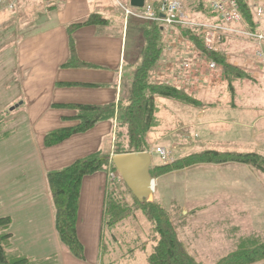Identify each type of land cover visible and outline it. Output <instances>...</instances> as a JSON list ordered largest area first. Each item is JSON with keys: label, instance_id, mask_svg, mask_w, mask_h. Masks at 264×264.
<instances>
[{"label": "crops", "instance_id": "0c3cea01", "mask_svg": "<svg viewBox=\"0 0 264 264\" xmlns=\"http://www.w3.org/2000/svg\"><path fill=\"white\" fill-rule=\"evenodd\" d=\"M37 7L39 13L36 17L35 34L22 35L17 47L15 46L16 49L9 46L5 48L7 53L11 51L14 57L16 56L17 72L22 77L18 85L14 83L16 86L4 77L0 80V217L11 218L9 227L11 246L29 258L40 260L53 257V264H103L100 238L103 230L105 174L97 173L85 177L82 181L77 219V237L84 248L82 258L65 250L58 240L46 181L47 172L62 169L83 158L80 154L84 149L79 150V148L75 149L72 157L69 154L67 160L52 154L67 143L83 139L84 134L59 145L45 147L43 144L45 135L55 129L39 131L40 147L37 143V170L34 176L32 170L26 169L27 162L24 153L20 154L19 144L10 145L3 139L9 129L2 122V114H7V108L11 106L23 107L25 104V114H40L54 109L52 111L70 117L74 115L73 111L57 110L56 106L102 105L117 103L119 99H124L129 87L130 73L140 59L143 47L142 30H137L135 32L137 39H133L128 44L129 31H131L129 28L134 27L135 24L132 23L130 26L120 9L108 4H100V0H37ZM92 14L102 15L106 24L82 26L74 30L71 35L75 42L77 58L93 67H64L69 58L67 27L84 22ZM10 38H15L11 32L5 37L7 43ZM170 39L171 41L165 44L163 55L158 62L154 81L173 84L185 91L186 88L188 90L190 88L194 90L192 94L198 100L208 102L210 94L214 92L213 88L218 86L217 83L214 84V80H209L205 63L199 64V52L188 47V44L176 35L171 36ZM187 57L191 60V68H189L191 75L188 76L180 73L184 70L180 62L188 60ZM260 79L264 80V77ZM231 88L232 86L229 89ZM233 95L232 91L231 96ZM169 101L172 100H158V107L161 108L159 114L157 113L158 122L150 128L148 134L150 144L154 145V148L166 150L176 148L186 152L187 148H199V152L232 151L230 148L245 150L246 146H251L256 137L264 135V127H260L256 133L251 132L264 123V114H219L223 110L205 108L192 110L171 104L172 102ZM74 124L73 121H65L56 129ZM96 132L105 134L104 153L111 152L113 123L106 122L93 128L87 137L95 135ZM184 140H190L193 145L187 147L182 144ZM262 146L263 143H257V148ZM42 149H44V160L41 155ZM151 165H155L152 155ZM230 165L235 164H203L199 165V172L210 173L223 166L232 167ZM160 186L156 184L155 193ZM202 191L199 186V192L194 191L192 197L201 198L204 196ZM162 192L164 190H161ZM190 194L191 191L182 197L188 199L191 197ZM99 200H102L100 231L98 227L94 230L93 224L96 217V202ZM189 214H194L195 219L198 220L199 206L184 208L181 213L183 217Z\"/></svg>", "mask_w": 264, "mask_h": 264}, {"label": "rangeland", "instance_id": "374dc122", "mask_svg": "<svg viewBox=\"0 0 264 264\" xmlns=\"http://www.w3.org/2000/svg\"><path fill=\"white\" fill-rule=\"evenodd\" d=\"M20 2L21 3L14 12H0V80L4 77L5 80L10 81L13 86L19 84L22 76H19L17 72L16 56L14 57V54L11 51L7 53V49L5 48L9 46L16 49V45L18 44V41L21 39L22 35L35 34L37 31L36 17L39 13V11H37L39 9L37 7V0H21ZM119 3L129 5V0H100V4H108L116 9H120ZM100 16L103 18L102 15ZM128 21L130 26H132V23L135 24L133 25L134 27L129 26V30L131 31H129L128 44H130L133 39H137L135 32H137V30L141 31L144 27H148L150 23L142 22L134 18H130ZM10 32L15 35V38H10L9 42L7 43L5 37L10 34ZM176 36L180 37L183 42L187 43L188 47L196 50L194 45L186 37L183 35ZM163 40L164 44L171 41L170 38L166 40L164 35ZM134 41L136 42V40ZM227 49H229L231 52H235L234 55H252L249 47L243 43H231ZM198 52L201 54L199 56V64L205 63L206 72H208L207 75L210 78L209 80H214V84L217 83L218 87L213 88L214 92L213 94H210V100L208 102H202L203 105L201 107L195 108L193 106H188L175 101H169L172 102L171 104L182 106L183 108L187 109L191 108L192 110H199V108H205L206 110H223L219 114H264V80L260 79L261 77H264V67L262 65L257 63L253 68L250 69L251 71L249 72L234 68L247 74L248 78H240L241 76L235 78V75H232L233 78L231 77L229 80L222 75L217 63L213 59L207 58L202 52L200 53V51ZM187 59L188 60L185 61L190 65L191 60H189L190 58L188 57ZM224 61L226 64V60ZM210 62L215 64L214 69L209 68ZM189 68H191V66ZM1 69H3V71ZM189 70L190 69H184L180 71V73H185L187 74L186 76L191 75ZM231 86L232 88L229 89ZM186 89L187 93L193 95L192 93H194V90L190 88L189 90L188 88ZM232 91L234 92L233 96H231ZM20 105H22V103H20ZM52 110L54 109H51V111L48 112H42L40 114H25V104H23V107L19 105L11 106L10 108H7V114H2V122L6 125V128L9 129L8 134H6L3 139H5V142L8 141L10 145L15 143L19 144L20 154L24 153V159L27 162L26 169L32 170L34 176L36 175L37 170V148L38 146L40 147V144L38 143V138L40 135L39 131L42 132V130L45 129H56L58 125H61L65 122V120L62 119V117H64L63 114H58L57 111ZM57 110L67 109L58 108ZM160 110L161 108L159 106L158 111ZM115 127L116 124L113 122V129H115ZM260 127H264V123L251 132L256 133ZM89 133L90 131L88 133H83V139H76L71 143H67L64 145V147L52 155L57 158L67 160L68 155L70 154V157H72L75 149L78 148L79 150L84 149V151L80 154L83 157L95 153L96 151L104 152L106 145L105 134H102V132H96L94 133L95 135L87 137ZM258 142L263 143V146L257 148ZM182 144L186 145L187 147L189 145H193L190 140H184ZM41 147L43 148L44 146L42 145ZM86 148H88V150H86ZM240 149L241 148H230L232 151L224 150L217 152L255 154L264 160V135L256 137L255 141H252L251 146H246L245 150ZM43 150L44 149L41 151V155L44 160L45 155ZM155 150L156 148H154V145L151 146L149 141L148 148L145 152L151 153L153 162L155 163V165H151L150 169L166 166V164L172 165L175 161L184 157L201 153L199 152V148H187V152L178 150L176 148L172 150L165 149L169 154V161L164 162L161 161L156 153L152 152ZM22 156H20V158H22ZM229 163L235 165H230L232 167L223 166L217 169V171L208 173L199 172V165L203 164H194L183 169L171 170L170 172H166L162 175L158 174L152 178L155 181V187L156 184L161 185L158 188V191L153 193V198L156 201L164 205H171L175 203L179 207L180 212H183L184 208L187 209L195 205L199 206V221L195 219L194 214H189L188 216L185 215L184 217L186 221H184V217L182 218V215L177 216L178 218L176 219L177 221H183V224L187 225L185 230L181 232L180 237L184 247L187 249V251L195 255L197 260L202 264H215L224 256L237 251L240 241L243 239L251 237L257 238L259 241H264V171L258 170L247 164L234 162ZM262 164H264V161H262ZM102 173H104L106 176V187H114L116 189L121 187L123 183L121 179H118L119 181L114 183H110L108 181L109 173H117L115 169H108L106 172ZM155 173L156 172H154V174ZM199 182L201 183L200 185ZM199 186H201L203 189L202 194L204 196L199 199H195L192 196L194 195V191L196 193L199 192ZM161 190H164V192L161 193ZM190 191L191 197L184 199L182 196L184 194L187 195L190 193ZM124 194L125 201L131 202V194L129 195L125 192ZM96 203V217L93 224L95 225L94 230H97L98 227V231H100L102 200H99V202ZM184 203L186 204L184 205ZM136 218L137 220L134 222L136 225V232L134 231L132 233L137 234L138 232L140 240L132 242V240L125 235V233L130 232L127 229L125 231L122 228L121 230L116 231L118 234L123 232L124 235L120 237V239L123 240L115 246H111L106 239L103 264H109L110 261H112L113 264H148L147 256L151 253V244H146V246L142 249L138 248L143 238L147 237V220L140 211L136 213ZM113 249L114 251H112ZM130 250H133V252ZM253 264H264V259Z\"/></svg>", "mask_w": 264, "mask_h": 264}, {"label": "trees", "instance_id": "16d2710c", "mask_svg": "<svg viewBox=\"0 0 264 264\" xmlns=\"http://www.w3.org/2000/svg\"><path fill=\"white\" fill-rule=\"evenodd\" d=\"M239 9L247 22H251V13L246 0H236ZM104 20L98 14H92L82 23L67 27L69 34V58L63 65L66 68H92L93 66L81 62L76 55L75 42L72 33L82 26L104 25ZM186 37L207 58L213 59L225 78H248L244 72L231 68L225 64L223 53L207 52L204 47L202 31L182 29ZM143 47L137 66L129 77V87L124 99L117 103L102 105L68 104L58 105L57 108L68 109L74 112L73 116L62 117L65 121H73L74 125L61 127L47 133L44 137V146L59 145L77 135L86 133L93 128L106 123L114 122V141L111 152L97 151L74 161L67 167L50 171L46 174V181L51 198L54 215V227L61 246L78 258L83 257L84 248L77 237V219L81 185L85 177L114 170L110 161L112 154H129L145 152L149 145L148 132L158 122V100H172L195 108L203 104L185 90L169 83L154 81V74L160 61L165 44L163 35L156 23H151L142 29ZM230 80V79H229ZM264 161L255 154H236L234 152L220 153L205 151L192 154L175 161L172 165L160 166L150 169V177L162 175L171 170H179L194 164H224L229 162L247 164L264 171ZM154 172H156L154 174ZM124 192L131 194L124 183L116 189L106 187L104 197V210L102 217V233L100 238L101 256L107 242L115 246L123 239L124 234L116 233L123 228L132 242L140 240L136 232V213L141 212L147 220V237H144L138 248L151 244V253L147 256L148 264H202L195 255L187 251L181 241V232L187 225L177 221L181 216L179 207L173 203L164 205L154 198L152 201L138 202L131 195V202H126ZM183 218V216H182ZM179 220V219H178ZM184 221L185 218H184ZM11 218L0 217V264H53L54 258L47 257L40 260L29 258L11 246L9 227ZM150 224V225H148ZM136 248V247H135ZM114 251V249L112 250ZM133 252V250H130ZM264 259V241L257 238H247L240 241L237 251L219 259L215 264H253ZM110 261L109 264H113Z\"/></svg>", "mask_w": 264, "mask_h": 264}, {"label": "built area", "instance_id": "2783aa9c", "mask_svg": "<svg viewBox=\"0 0 264 264\" xmlns=\"http://www.w3.org/2000/svg\"><path fill=\"white\" fill-rule=\"evenodd\" d=\"M18 3L19 0H0V12H14ZM246 5L251 13L250 23L236 0H145L142 8L122 3L119 8L125 21L134 18L156 23L166 40L172 35H182V29L200 30L207 52L223 53L228 66L249 72L257 63L264 67V0H246ZM235 42L246 44L252 55H234L227 48ZM180 65L185 70L190 67L185 60ZM214 67L210 62L209 68ZM155 152L162 161H169L165 149L156 148ZM118 179H121L118 173H109L110 183Z\"/></svg>", "mask_w": 264, "mask_h": 264}, {"label": "water", "instance_id": "95a60500", "mask_svg": "<svg viewBox=\"0 0 264 264\" xmlns=\"http://www.w3.org/2000/svg\"><path fill=\"white\" fill-rule=\"evenodd\" d=\"M145 0H129L133 8H142ZM110 161L131 195L138 201H152L155 182L150 177L151 154L149 152L112 154Z\"/></svg>", "mask_w": 264, "mask_h": 264}]
</instances>
